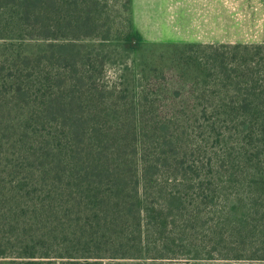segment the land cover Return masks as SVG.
Segmentation results:
<instances>
[{
    "label": "trees",
    "instance_id": "16d2710c",
    "mask_svg": "<svg viewBox=\"0 0 264 264\" xmlns=\"http://www.w3.org/2000/svg\"><path fill=\"white\" fill-rule=\"evenodd\" d=\"M132 1L0 0V264H264V42L155 60Z\"/></svg>",
    "mask_w": 264,
    "mask_h": 264
},
{
    "label": "rangeland",
    "instance_id": "374dc122",
    "mask_svg": "<svg viewBox=\"0 0 264 264\" xmlns=\"http://www.w3.org/2000/svg\"><path fill=\"white\" fill-rule=\"evenodd\" d=\"M114 14L129 16L123 0H110ZM135 43L149 46L155 60L168 56L172 46L184 42H264V0H133ZM120 18L119 16H117ZM174 49V48H173ZM113 63L107 75L116 79L134 54L124 44L111 47ZM154 60V61H155ZM104 264H224L223 260L193 259L188 254L166 258L105 259Z\"/></svg>",
    "mask_w": 264,
    "mask_h": 264
},
{
    "label": "crops",
    "instance_id": "0c3cea01",
    "mask_svg": "<svg viewBox=\"0 0 264 264\" xmlns=\"http://www.w3.org/2000/svg\"><path fill=\"white\" fill-rule=\"evenodd\" d=\"M238 42H243V41H238Z\"/></svg>",
    "mask_w": 264,
    "mask_h": 264
}]
</instances>
